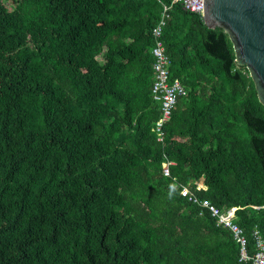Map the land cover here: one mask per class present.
Returning <instances> with one entry per match:
<instances>
[{
	"label": "trees",
	"instance_id": "trees-1",
	"mask_svg": "<svg viewBox=\"0 0 264 264\" xmlns=\"http://www.w3.org/2000/svg\"><path fill=\"white\" fill-rule=\"evenodd\" d=\"M163 3L186 91L157 140ZM193 196L264 240V106L226 32L171 0H0V264H251Z\"/></svg>",
	"mask_w": 264,
	"mask_h": 264
},
{
	"label": "built area",
	"instance_id": "built-area-1",
	"mask_svg": "<svg viewBox=\"0 0 264 264\" xmlns=\"http://www.w3.org/2000/svg\"><path fill=\"white\" fill-rule=\"evenodd\" d=\"M175 1L179 2L183 8L198 12L201 15V0H171V2ZM167 7L166 4H162L159 17L151 28L153 44L150 48V52L153 56V60L151 62L152 81L150 93L152 98L159 102V115L152 123L150 130L154 131L157 140H162V125L170 117L172 107L177 97L184 94L186 91L177 78H169V58L164 51L160 39L161 27L167 17ZM172 162L173 161L170 159L161 161V170L163 174H168L169 164ZM197 186H200V184L197 183ZM187 191V186L181 185L180 192L185 194ZM191 199L213 216L217 225L225 226L230 230L232 238L238 244L239 259H249L251 264H264V240L257 227L254 226L250 231L252 250L251 253H249L248 237L244 229L234 220V208L220 209L206 198H196L193 196Z\"/></svg>",
	"mask_w": 264,
	"mask_h": 264
},
{
	"label": "water",
	"instance_id": "water-1",
	"mask_svg": "<svg viewBox=\"0 0 264 264\" xmlns=\"http://www.w3.org/2000/svg\"><path fill=\"white\" fill-rule=\"evenodd\" d=\"M207 26L226 32L237 64L245 65L264 106V0H201Z\"/></svg>",
	"mask_w": 264,
	"mask_h": 264
},
{
	"label": "crops",
	"instance_id": "crops-1",
	"mask_svg": "<svg viewBox=\"0 0 264 264\" xmlns=\"http://www.w3.org/2000/svg\"><path fill=\"white\" fill-rule=\"evenodd\" d=\"M199 180H200V179H199ZM200 186H203V185H202V181H201V180H200Z\"/></svg>",
	"mask_w": 264,
	"mask_h": 264
},
{
	"label": "rangeland",
	"instance_id": "rangeland-1",
	"mask_svg": "<svg viewBox=\"0 0 264 264\" xmlns=\"http://www.w3.org/2000/svg\"><path fill=\"white\" fill-rule=\"evenodd\" d=\"M200 180H201V179H200ZM200 180H198V182H197L198 184H200Z\"/></svg>",
	"mask_w": 264,
	"mask_h": 264
}]
</instances>
